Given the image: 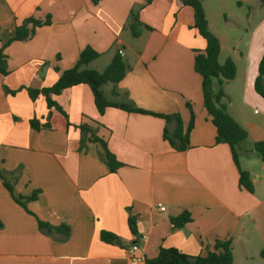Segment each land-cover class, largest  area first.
<instances>
[{
	"label": "crops",
	"instance_id": "0c3cea01",
	"mask_svg": "<svg viewBox=\"0 0 264 264\" xmlns=\"http://www.w3.org/2000/svg\"><path fill=\"white\" fill-rule=\"evenodd\" d=\"M200 1L220 44L218 62L230 59L236 68L234 78L222 85V102L246 131L237 152L252 192L239 185L230 148L216 142L203 106L194 56L205 43L191 27L189 6L180 0H0V47L26 18H50L34 27L30 38L8 42L2 50L7 74L0 73V171L20 167L14 194H38L26 204L31 214L0 179V264H129L127 247L134 240L146 260L160 247L204 255L216 240L225 239L231 241L232 264H264L259 256L264 246V164L253 150L256 141H264V98L254 90L264 51V4ZM232 1L251 3V8L244 16L228 12ZM139 5L141 24L134 37L128 15ZM87 45L99 55L81 68L99 72L122 51L126 72L120 81L102 85L107 100L152 113H177L184 127L190 103L194 125L187 149L177 151L163 138L162 117L115 107L100 114L86 84L54 95L60 110L50 113L42 95L30 98L24 87L50 86ZM212 85L216 91L215 79ZM33 117L47 126L32 128ZM83 123L121 163L113 172L100 144L76 127ZM182 211L191 220L173 227L170 218ZM130 214L136 217V235L128 227ZM36 217L67 224L68 238L44 234ZM101 231L116 238L105 242Z\"/></svg>",
	"mask_w": 264,
	"mask_h": 264
},
{
	"label": "trees",
	"instance_id": "16d2710c",
	"mask_svg": "<svg viewBox=\"0 0 264 264\" xmlns=\"http://www.w3.org/2000/svg\"><path fill=\"white\" fill-rule=\"evenodd\" d=\"M97 3L98 0H92ZM150 3L152 0H145ZM181 4L189 6L192 9L193 23L191 25L197 33L203 38L205 46L202 52L196 53L194 56V69L200 76V84L202 91L203 106L210 117V121L215 127V140L217 143H226L231 152L232 161L238 171L239 185L249 192H252L253 186L249 177V173L241 169L238 160L237 146L246 138V131L228 114L225 104L222 102L224 96L222 85L225 81L234 78L236 68L232 60L227 59L223 64L218 62V54L220 44L217 37L210 31L208 22L205 17L204 9L200 0H180ZM260 4H264V0H259ZM142 5L132 9L128 15V24L132 35H138L137 26L141 24L139 20V10ZM49 16L45 20H38L33 17L26 18L20 25L15 28L14 34L5 44L0 47V73L7 74L5 56L2 52L3 47L11 41H22L30 38L34 32V27L48 24ZM99 53L90 46H85L79 53L75 64L63 70L56 81L50 86L37 88L24 87L31 99H35L38 95H42L45 99L46 107L49 113L52 110H60L59 106L53 99L54 95L59 94L63 89L78 85L86 84L89 86L96 109L100 114L107 107H115L129 112H138L145 114H153L162 117L165 120L163 130V138L168 141L170 146L177 151L185 150L189 147V135L194 125V112L190 103L186 102L189 110V120L186 126H183L182 119L179 114H163L152 113L140 107H136L131 103H122L107 100L102 92V85L108 82L116 83L120 81L126 72V65L122 57L116 53L110 63L102 72L90 68H81L95 59ZM216 80L218 89L213 91L212 82ZM6 92L14 93L15 90H10L5 87ZM254 90L262 98H264V51L258 64L257 75L254 80ZM30 125L34 129H39L47 124L40 125L38 119L33 117ZM170 123H174L172 130L169 129ZM69 124V122H68ZM77 128L84 134H88L87 139L91 142H97L103 149V159L113 172L121 165L117 161L115 155L108 149L105 140L96 135V131L87 124L76 125ZM253 150L261 156L264 164V141H256L253 144ZM20 167L12 171H0V179L3 186L10 193L16 203L21 205L29 213L33 214L26 204L29 201L37 198L38 190L34 191L28 197H21L14 194V184L20 175ZM37 226L41 232L53 237L56 240H66L69 236V226L65 223L54 225L48 221L36 217ZM191 220L188 211H182L179 215L170 218L173 227H183ZM0 227L2 223L0 221ZM128 227L132 234H137L136 217L132 214L128 216ZM101 240L112 242L116 237L112 233L101 231ZM136 241L134 240L133 243ZM259 256L264 259V246L259 252ZM232 251L230 239L216 240L213 249L208 250L204 255L190 256L175 247H160L157 254L145 260L146 264H232Z\"/></svg>",
	"mask_w": 264,
	"mask_h": 264
},
{
	"label": "built area",
	"instance_id": "2783aa9c",
	"mask_svg": "<svg viewBox=\"0 0 264 264\" xmlns=\"http://www.w3.org/2000/svg\"><path fill=\"white\" fill-rule=\"evenodd\" d=\"M119 55H122V51H118ZM129 254V264H146L145 257L139 253V247L137 243H132L127 247Z\"/></svg>",
	"mask_w": 264,
	"mask_h": 264
},
{
	"label": "rangeland",
	"instance_id": "374dc122",
	"mask_svg": "<svg viewBox=\"0 0 264 264\" xmlns=\"http://www.w3.org/2000/svg\"><path fill=\"white\" fill-rule=\"evenodd\" d=\"M241 2H242V5L238 6L236 1H232L231 4L229 5V7H227L226 10L228 12L237 11V12L241 13V16H244L246 13H248L249 8H251V5H250L251 3L247 4V3H244L243 1H241ZM209 4H210V1H209ZM209 6H210L209 8H211V4ZM229 14H230L229 16H231V13H229ZM212 87H213V90H214L215 86L212 85Z\"/></svg>",
	"mask_w": 264,
	"mask_h": 264
}]
</instances>
